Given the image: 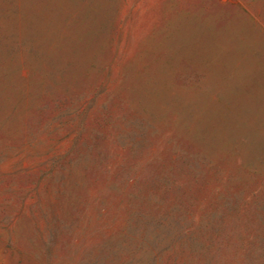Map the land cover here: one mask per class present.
<instances>
[{
	"label": "rangeland",
	"instance_id": "1",
	"mask_svg": "<svg viewBox=\"0 0 264 264\" xmlns=\"http://www.w3.org/2000/svg\"><path fill=\"white\" fill-rule=\"evenodd\" d=\"M0 264H264V0H0Z\"/></svg>",
	"mask_w": 264,
	"mask_h": 264
}]
</instances>
